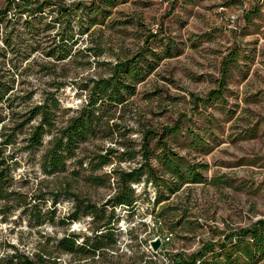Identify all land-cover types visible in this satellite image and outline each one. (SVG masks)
<instances>
[{"label":"rangeland","instance_id":"374dc122","mask_svg":"<svg viewBox=\"0 0 264 264\" xmlns=\"http://www.w3.org/2000/svg\"><path fill=\"white\" fill-rule=\"evenodd\" d=\"M10 1L22 9L13 8L0 22V51L5 53L0 74L11 87L13 104L8 109L4 105L7 127L50 94L59 102L54 125L61 127L115 64L143 49L154 62L122 105L97 113V132L80 144L65 171L46 175L40 169L50 135L39 151L22 149L27 144L23 138L39 118L17 134L8 148L16 151L13 188L31 200L28 206L37 202L35 196L46 194L41 211L54 214L53 220L48 216L37 224L24 206L3 212L13 201L0 202V259L17 252L29 258L47 253L61 264H168L173 255L189 256L264 219V7L238 0H114L110 6L99 0ZM8 2L0 0V11L7 10ZM48 2L52 4L45 5L40 23L32 22L29 12L17 13ZM93 7L102 12L94 15ZM54 20L53 27H45ZM62 34L72 38L70 55L56 60L49 53ZM226 59L233 61L223 73ZM220 85L225 87L221 100L197 101ZM175 124L178 133L163 140L186 162L200 164L196 171L202 182L184 183L172 193L163 189L166 197L157 200L159 185L145 174L130 184L132 208H114V243L95 256L57 249V239L65 235L75 234L81 243L96 232L92 216L61 223L74 209L73 195L108 213L114 172L142 163L144 132H154L153 146L162 128ZM150 163L157 176L172 178L155 158ZM256 264H264V258Z\"/></svg>","mask_w":264,"mask_h":264},{"label":"trees","instance_id":"16d2710c","mask_svg":"<svg viewBox=\"0 0 264 264\" xmlns=\"http://www.w3.org/2000/svg\"><path fill=\"white\" fill-rule=\"evenodd\" d=\"M100 3L110 6L114 0H99ZM243 2V0H238ZM244 3V2H243ZM52 3H42L30 8L23 7V10L18 11V14L29 12L32 17V22L40 23L42 12L45 5ZM250 4L261 6L260 0H252ZM83 6V4H79ZM78 5V6H79ZM7 10L0 11V22L4 21L5 15L10 10L20 9L21 7L13 5L9 0ZM10 6H13L10 8ZM257 7V6H255ZM100 7H93V14L96 15L101 11ZM22 9V8H21ZM102 12V11H101ZM15 13V12H14ZM253 11H250L252 14ZM91 18V17H90ZM89 22L95 24L94 19ZM249 19V18H246ZM55 20L45 24L49 28L54 26ZM43 27V28H45ZM39 30V29H37ZM151 37V36H150ZM71 37L60 35V43L54 52H50V57L56 60H64L70 55V47L68 46ZM8 47V41H3ZM1 52V51H0ZM147 53L145 49L140 50L134 57L127 61L117 63L110 71L107 78H101L94 82V85L88 96L87 103L79 110L76 116L72 117L61 127H56L55 117L59 102L55 98V94L48 95L42 105L35 106L27 114L19 116L23 119L15 123L12 127L4 125L6 116L4 115L5 106L10 108L11 98H8L10 85L3 81L6 76L0 74V202L13 204H5L3 212L11 210L13 207L24 206L29 218H32L35 223L42 224L48 217L53 220L54 211H45L42 213L41 206L44 205L45 195L40 194L33 198L37 202L30 206L31 200L24 199V196L14 190V180L12 172L15 165V150L8 151L16 143L17 134L22 132V128L29 121L39 118L36 125L31 126V130L27 137L23 138L27 144L22 149L29 152H37L43 145L44 136L50 135L43 153L40 156L39 166L42 173L52 175L65 171L67 161L76 155V151L80 144L97 132L100 116L97 113L106 114L108 108L122 105L130 96L134 94L135 85L139 84L153 70V62L144 56ZM152 54V52H150ZM0 56H5L1 52ZM156 55H152L155 57ZM232 59L224 61L225 70L229 68ZM227 78V74L224 75ZM225 87L220 85L217 90L208 93L205 100L197 98L198 102H208L214 98L217 101L222 99L223 90ZM6 104V105H5ZM5 105V106H4ZM12 115H16L12 113ZM18 117V116H17ZM179 126L175 124L171 127H163L161 134L155 144L151 146V139L155 137L151 130H146L143 134V142L141 146L142 163L129 171L116 170L115 192L107 201L106 205L110 206V211L106 213L105 207H98L95 203H91L76 195H73L75 206L67 216L62 218L61 223H71L79 220L84 216H92L96 222V227L93 236L86 237L83 242L78 243V237L75 234H68L56 242V248L67 253L86 256H95L101 253L105 248L115 242V220L114 208L122 206L127 209L134 205V191L130 186L131 183L139 182L141 177L147 174L158 187L157 200L166 197L164 194L166 189L170 193L175 192L181 185L187 182H202L201 172L196 171L200 164H190L185 159L173 152L163 140L166 134H177ZM154 148L159 152L154 153ZM101 157V156H100ZM155 158L162 168L164 173H169L172 177L165 179L156 175L157 169L150 163V159ZM107 160V159H106ZM106 160H103L106 163ZM95 168V167H94ZM93 168V169H94ZM89 177V176H88ZM177 180H173V179ZM89 179L96 180L100 177L90 176ZM51 196L56 199L58 194L51 192ZM50 214V215H49ZM234 237V238H233ZM233 237L225 236L222 241L217 243H206L200 250L182 256L180 254L173 255L171 262L168 264H256L257 261L264 258V219H260L253 224L251 228L240 229ZM1 264H61L56 258L49 256L47 253L35 254L33 258H29L21 253H13L0 259Z\"/></svg>","mask_w":264,"mask_h":264},{"label":"built area","instance_id":"2783aa9c","mask_svg":"<svg viewBox=\"0 0 264 264\" xmlns=\"http://www.w3.org/2000/svg\"><path fill=\"white\" fill-rule=\"evenodd\" d=\"M252 0H243L244 3H249L251 2ZM260 4L262 7H264V0H260Z\"/></svg>","mask_w":264,"mask_h":264},{"label":"water","instance_id":"95a60500","mask_svg":"<svg viewBox=\"0 0 264 264\" xmlns=\"http://www.w3.org/2000/svg\"><path fill=\"white\" fill-rule=\"evenodd\" d=\"M158 243H159L158 241H156L155 243H153V248H154V249H156V248H157V246H158Z\"/></svg>","mask_w":264,"mask_h":264}]
</instances>
